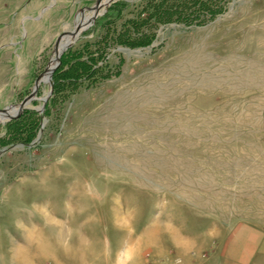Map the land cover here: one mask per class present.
<instances>
[{
    "label": "rangeland",
    "instance_id": "1",
    "mask_svg": "<svg viewBox=\"0 0 264 264\" xmlns=\"http://www.w3.org/2000/svg\"><path fill=\"white\" fill-rule=\"evenodd\" d=\"M95 2L0 0V109ZM105 3L44 110L47 74L0 123V264H153L154 230L264 238V0Z\"/></svg>",
    "mask_w": 264,
    "mask_h": 264
},
{
    "label": "crops",
    "instance_id": "2",
    "mask_svg": "<svg viewBox=\"0 0 264 264\" xmlns=\"http://www.w3.org/2000/svg\"><path fill=\"white\" fill-rule=\"evenodd\" d=\"M155 232L157 236L154 235V245H151L153 251L150 253L161 259L154 261L153 264H264L263 234L252 232L248 226H242L229 236L218 235L208 243L183 237L188 243L186 248L179 244L182 236L177 237L174 234L170 236L167 233L165 235H168V240H163L158 238L162 230L152 231L153 234ZM159 236L162 237V234ZM166 241L169 242V246L164 244ZM172 242L176 244L173 246Z\"/></svg>",
    "mask_w": 264,
    "mask_h": 264
},
{
    "label": "water",
    "instance_id": "3",
    "mask_svg": "<svg viewBox=\"0 0 264 264\" xmlns=\"http://www.w3.org/2000/svg\"><path fill=\"white\" fill-rule=\"evenodd\" d=\"M104 1L105 0H96L95 4L93 6L86 7V8H83L81 10V14L82 15H85L86 12H90L91 13V18L89 20V23H88L87 27L84 28L83 26L77 25L74 28L73 31L62 32L57 37V40L55 42V54H56L55 66L53 68H51V69L47 68L43 72V74H41L40 77L35 80L34 87L32 88L30 94L21 102V104H19L17 106H7V107H4V108L0 109V115L5 114L8 111L13 110V109L16 110V114L13 115V116H10L6 121L17 119L22 114V112L26 109L27 105L30 104L33 100H35V96H36L38 88H39V86L41 84L40 83V78L47 74L48 80H49L47 82V84H49L50 89H49V92H48L46 98L42 100L43 106H42L41 112L44 110V107H45L46 103L48 102L49 98L52 95V91H53L52 76H53V73L60 66V57H61L63 51L67 47L71 46L73 41L76 40L80 36V34H82V32H84V31H86L88 29L90 22L97 18V16L99 15V11L102 9V7H104L106 5V3ZM68 37L70 38V42L69 41L66 42V44L63 46L61 52L59 53L58 52L59 45L61 44V42L64 39H67Z\"/></svg>",
    "mask_w": 264,
    "mask_h": 264
},
{
    "label": "bare ground",
    "instance_id": "4",
    "mask_svg": "<svg viewBox=\"0 0 264 264\" xmlns=\"http://www.w3.org/2000/svg\"><path fill=\"white\" fill-rule=\"evenodd\" d=\"M107 1H109V0H105V2H107ZM91 18V17H90ZM90 18H89V20H90ZM89 20H88V23H89ZM88 23L86 24V25H88ZM87 27V26H86ZM68 41L70 42V38L68 37ZM64 46V45H63ZM55 63H56V59H54L53 61H52V63L50 64V66H49V68L48 69H51V68H53L54 66H55ZM49 81V80H48ZM12 113H15L16 114V110H10V111H8L7 113H5V114H2V115H0V123L1 122H3V121H5V120H7L10 116H13L12 115Z\"/></svg>",
    "mask_w": 264,
    "mask_h": 264
},
{
    "label": "trees",
    "instance_id": "5",
    "mask_svg": "<svg viewBox=\"0 0 264 264\" xmlns=\"http://www.w3.org/2000/svg\"><path fill=\"white\" fill-rule=\"evenodd\" d=\"M120 4L122 5L123 3H118V4H116V6H117V5H120ZM124 5H125V3H124ZM114 6H115V5H114ZM112 8H113V7H112ZM159 16L162 17V18H166V17H167V16H166V13H164V12H163V13H160ZM59 69H60V66H59V67L57 68V70L53 73V79H54V77H55V75L57 74V72H58ZM53 89H54L53 91H55V85H54ZM24 113H25V112H23V113L18 117L17 120H14V121L10 122L9 125L12 124V123H16V122H18L19 120H21L22 117H23V115H24ZM28 144H29V143H27V142L24 143V145H26V146H27Z\"/></svg>",
    "mask_w": 264,
    "mask_h": 264
}]
</instances>
